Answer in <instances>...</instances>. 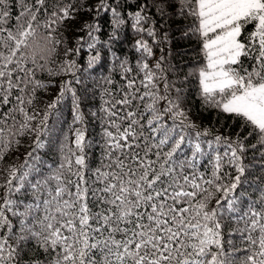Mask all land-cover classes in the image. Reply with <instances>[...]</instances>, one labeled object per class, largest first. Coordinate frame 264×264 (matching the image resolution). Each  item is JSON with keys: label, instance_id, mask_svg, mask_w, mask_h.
Returning a JSON list of instances; mask_svg holds the SVG:
<instances>
[{"label": "snow or ice", "instance_id": "1", "mask_svg": "<svg viewBox=\"0 0 264 264\" xmlns=\"http://www.w3.org/2000/svg\"><path fill=\"white\" fill-rule=\"evenodd\" d=\"M119 9L116 0H0V160L32 132L33 152L44 147L40 137L65 93L72 95L74 122L84 124L70 80L39 126L33 124L41 115L34 109L37 94L49 86L38 73L75 77L77 71L74 59L49 67L64 44L63 22L94 14L81 27L89 49L96 47L101 14H111L106 44L129 20L139 37L135 67L115 57L123 83L104 89L95 164L86 153L92 144L77 128L47 172L33 152L31 162L5 170L0 264H264V187L258 200L236 195L247 183V149L259 147L264 159V0H137L134 11ZM189 16L194 23L183 36L198 35L204 57L189 73L198 79L200 99L242 120L246 136L205 139L207 129L190 132L196 126L182 107L181 88L169 82L164 56L152 63L153 46L168 41L162 24ZM79 40L82 45L85 37ZM74 51L79 48H65V57ZM99 59L97 52L89 67ZM105 83L114 85L111 78ZM249 137L256 143L246 145Z\"/></svg>", "mask_w": 264, "mask_h": 264}, {"label": "trees", "instance_id": "2", "mask_svg": "<svg viewBox=\"0 0 264 264\" xmlns=\"http://www.w3.org/2000/svg\"><path fill=\"white\" fill-rule=\"evenodd\" d=\"M64 2L68 3L69 0H64ZM72 2H78V0H72ZM96 2L97 0H89V3L93 5ZM109 2L111 3L112 0H109ZM116 4L120 5L119 10L127 13L135 10L137 0H116ZM93 15L79 13L74 20H67L59 26L58 35L60 39L64 40V44L57 48L49 67L56 70L65 59H74L77 64V71L75 77L63 73L55 76H49L46 72L38 73L39 78L49 86L38 92L34 102L35 111L41 113L33 122L34 126L38 127L42 119V113L60 95V85L65 80H70L72 81L70 87L79 98L80 111L84 114V124L81 125L74 122L72 95L71 93H65L64 98L56 104V108L52 110L53 114L47 120L48 129L46 134L40 137L44 147L33 152L34 142L37 138L35 132L20 137L19 144L13 143L5 152L4 159L0 160V183H3L5 170L11 167L18 168L24 164L29 152H33V155L38 157L37 166L43 172L48 171L47 165H57L62 158V145L66 142L69 146L72 145L77 128L85 130L86 140L92 144L91 149H86L88 159L93 164L99 160L101 153L99 145L102 139V122L99 119L101 115L99 108L102 103V95L105 88L119 87L123 83L119 61L115 57H119L120 60L126 59L131 66L135 67L139 53L135 51L134 44L139 37L130 27L131 21L129 20L117 32V37L110 44H106L113 32L110 22L111 14H101L99 17L100 31L94 33L97 37L96 47L89 49L87 47L88 38L86 32L82 31L81 27L86 21L92 22ZM175 19L176 23L168 22L162 24L161 32H168V41H162L158 45L153 46L155 55L152 58V63H155V59L161 55L164 56V67L167 70L169 82H174L176 87L181 88L183 95L182 107L186 111L187 116L193 112L192 116L196 122L205 125L213 131L221 130V132H224V136L235 138L238 132L246 136L248 129L241 128L242 120L218 111H206L208 110L206 106H202L200 109L198 104L200 98L199 82L195 75L189 74L198 69L204 62L200 38L198 35L191 34L187 37L183 36V32L188 31L194 23L191 16L187 18L176 17ZM247 30L251 31L252 26L249 25ZM81 36L85 37L82 45L79 40ZM65 48H79V51H74L70 56L65 57ZM97 52L100 54L99 61L89 67L90 58L96 55ZM245 63L247 65L250 62L245 61ZM107 78H111L114 81V85L106 84ZM77 79L79 83L76 82ZM162 87L161 82V89ZM93 112L97 113V115L93 116ZM245 143L246 145L254 144L256 140L253 137H249ZM244 156V163L249 166L245 172V177L250 181L248 184L252 183L256 192L261 195L259 189L264 187V159L261 158L259 147L257 149L248 148ZM28 159L31 162V158ZM232 175H235L234 171H232ZM35 178L34 174L29 177V179ZM220 195L222 194H217L216 198L218 199ZM24 198L23 194H21V199ZM214 205L215 200L212 201V206ZM26 250L29 251L30 255L32 254L30 249ZM239 255L242 256L243 253Z\"/></svg>", "mask_w": 264, "mask_h": 264}, {"label": "clouds", "instance_id": "3", "mask_svg": "<svg viewBox=\"0 0 264 264\" xmlns=\"http://www.w3.org/2000/svg\"><path fill=\"white\" fill-rule=\"evenodd\" d=\"M198 104H199V107L200 109L203 107H205L201 101V99L199 98L198 100ZM206 111H218L220 113H222L221 111L219 110H213V109H210L208 108V110ZM193 112H191L190 114H188V121L189 122H192V124H194L196 127L199 128V131H203L205 129L209 130V136H214V135H223L224 136V132H221V130H217V131H213L212 129L206 127L205 125L201 124V123H198L196 122L194 119H193V116H192ZM223 130V129H222ZM190 132H193L192 130H189ZM205 139H209L207 137H205Z\"/></svg>", "mask_w": 264, "mask_h": 264}]
</instances>
